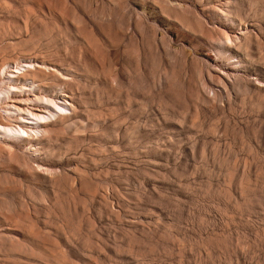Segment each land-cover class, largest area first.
I'll use <instances>...</instances> for the list:
<instances>
[{"label": "rangeland", "instance_id": "rangeland-1", "mask_svg": "<svg viewBox=\"0 0 264 264\" xmlns=\"http://www.w3.org/2000/svg\"><path fill=\"white\" fill-rule=\"evenodd\" d=\"M0 264H264V0H0Z\"/></svg>", "mask_w": 264, "mask_h": 264}]
</instances>
